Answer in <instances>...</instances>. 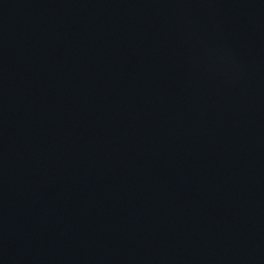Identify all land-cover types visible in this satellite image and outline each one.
Masks as SVG:
<instances>
[{
    "label": "water",
    "instance_id": "water-1",
    "mask_svg": "<svg viewBox=\"0 0 264 264\" xmlns=\"http://www.w3.org/2000/svg\"><path fill=\"white\" fill-rule=\"evenodd\" d=\"M0 264H264V0H0Z\"/></svg>",
    "mask_w": 264,
    "mask_h": 264
}]
</instances>
